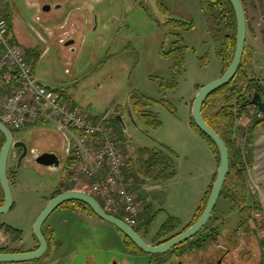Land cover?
Instances as JSON below:
<instances>
[{
  "label": "rangeland",
  "instance_id": "374dc122",
  "mask_svg": "<svg viewBox=\"0 0 264 264\" xmlns=\"http://www.w3.org/2000/svg\"><path fill=\"white\" fill-rule=\"evenodd\" d=\"M159 1L169 9L170 16L192 21L194 28L187 31L164 25L168 16L160 10ZM242 1L247 17L248 55L250 53L255 62L257 60L254 72L250 58V72L264 84L263 76L259 75L264 69V0ZM9 2L13 14L9 19L5 15L4 17L11 21L20 44L34 60L36 75L48 86L64 91L90 113L109 112L111 115L108 123L111 128L121 133L127 149V159L132 160L133 167L138 158L136 150L140 147L158 148L165 144L174 150L177 168L174 178L160 182L138 181V189L135 187V179L132 180L138 198L145 201L144 204L140 199L145 208L142 217L146 219L134 228L147 242L158 244L160 240L156 238V233L167 218L176 214L182 221L188 219L200 201L197 192H204L206 185L212 180L211 173L217 164L214 151L205 137L189 125L187 117L190 98L196 87L199 85L200 88L224 73L223 62L217 53L223 47L225 34L230 31L223 29V25H210L201 0ZM6 3L8 0H0L3 12L9 10ZM44 4H49L52 8L45 11ZM58 4L62 7H57ZM57 27L60 28L59 32H64V37L75 33L73 46L64 45L55 33ZM176 32L183 34L189 49L184 54L183 70L176 76L177 87L162 89L161 80L166 83L174 80L173 60L166 58L162 49L169 47ZM138 94L157 100L164 99L171 104V109L157 101L149 105V110L159 114L162 121L159 128L148 127L145 120L134 110L133 100ZM253 117L262 116H259L256 106L248 105L243 111L242 126L248 128ZM245 119L250 120L243 124ZM9 128L15 139H22L27 145H33L41 151L55 150L61 157L59 169L27 159L14 166V160H10V157L8 159L14 205L8 212L0 213V223L21 229L23 236L16 240L0 230V248L30 251L39 246L34 225L49 200L56 195V189L64 176L62 170L66 157L62 147L63 140L51 123L29 125L21 129ZM258 134L252 135L253 140ZM2 141L0 134V146ZM235 146L244 162L249 164L250 158L253 162L255 145L249 153L242 133L238 135ZM256 152L258 162L255 168L260 175L264 173V140L257 144ZM214 180L215 177L211 184ZM262 181L259 192L255 191V184L251 182L250 187L248 184V204H255L256 209L262 210L254 213L249 221L258 239L264 237V227L261 224L264 214V179ZM67 186L69 185L66 184L63 188ZM70 186L91 194L90 187L85 184ZM2 195L4 193L0 186V197ZM71 207V204L58 207L43 226L48 234L55 226L58 241L56 246L61 242L57 237L69 235L71 245L68 254L71 256L62 254L54 258L51 252L39 259L0 264H114L115 260L118 264H149L151 254L127 248L124 237L113 224L95 215L88 216L86 210L75 214L76 211ZM240 223L239 210L232 208L223 195L219 197L202 235L219 230L228 237ZM145 227H148V231ZM190 248L191 245L187 243L176 250L163 253L159 256L160 263L205 264L204 258H209L216 252V245L213 244L206 252L191 251Z\"/></svg>",
  "mask_w": 264,
  "mask_h": 264
},
{
  "label": "trees",
  "instance_id": "16d2710c",
  "mask_svg": "<svg viewBox=\"0 0 264 264\" xmlns=\"http://www.w3.org/2000/svg\"><path fill=\"white\" fill-rule=\"evenodd\" d=\"M5 4L9 9L6 12H3L0 8V17L4 15L9 19L13 14L12 9H10V2ZM203 9L208 14V20L210 25L214 24L216 27L223 25V29L229 30L230 33L225 34L223 47L218 51L217 55L223 62V72L226 71L230 65L236 47V34H237V23L234 7L230 0H201ZM13 3V1H12ZM14 5V3H13ZM160 10L168 16L167 21L164 22V25H169L173 29L180 30H191L194 28V23L192 21H186L183 19H178L170 16L169 9L162 3L158 2ZM4 9V8H2ZM208 21V22H209ZM10 27L13 30V24L9 21ZM244 51L242 62L240 68L235 75V77L226 85L222 86L215 92H213L205 101L203 106V115L206 121L217 131V133L224 139L226 142L229 153H230V171L227 176L226 182L222 189L221 195L225 197L226 202L234 209L239 210L241 215V224H245L247 227H250V219L253 215L261 212V209H256L255 204L249 205V187L247 183V174L248 170L252 164V159L248 160L249 164L244 162L242 159L243 156L240 155V152L235 146V141L239 134H243L245 137L246 148L251 153V150L254 146V140L252 135L258 130V128L264 124V115L262 117H253L249 123L248 128H244L241 124L244 108L251 104V94L252 92H258L264 99V84H262L260 79L254 77L250 72V56L248 55V49ZM189 49L188 44L185 41V38L181 32H177L175 39H173L167 49H162V54L166 58L173 60V74L174 80L172 82L166 83L165 81H160L161 88L174 89L178 85L176 76L178 73H181L184 67L185 62V51ZM163 103L167 107H171V104L165 101L164 99L157 100L151 97H146L144 95L138 94L134 96L133 106L136 113H138L146 122L148 127L158 128L161 126L162 121L159 118L157 112L151 111L148 109L149 105L152 102ZM170 108V109H171ZM133 108H131L132 111ZM193 128L199 132L202 136L205 137L211 148L213 149L218 162L220 161L219 152L215 142L209 138L195 123L192 121ZM2 135L4 141L5 137ZM1 142V146L3 144ZM0 146V148H1ZM138 158L135 162V167L131 168V172L135 173V184L137 180L145 182L150 180L151 182H160L167 181L172 179L177 174L176 161H175V152L169 146L161 144L160 148H148L140 147L136 150ZM251 156V155H250ZM216 177V176H215ZM212 185L209 187L206 192L200 206L196 210L193 220L190 224L182 229L185 230L192 223H194L202 214L210 192ZM69 189H71L69 187ZM62 192L60 189L56 194ZM3 201V200H2ZM65 204H71L74 211L77 213L80 211L87 212L88 216L95 215L99 217L93 209L86 203L73 200L66 202ZM74 206V207H73ZM255 213V214H254ZM100 218V217H99ZM107 222V221H106ZM46 224V222H45ZM44 224V225H45ZM181 226V220L177 217L169 216L166 222L161 226L159 231L156 234V238L159 239V243H163L167 239L175 236L179 233V227ZM206 227V226H205ZM205 227L193 238L182 243L185 245L189 243L191 251L202 250L203 242L207 237H215L217 234L214 230L209 231L206 236L202 235V231L205 230ZM0 230H4L5 233L10 234L12 237H15L16 240L21 239L23 236V231L21 229L15 228L11 225L0 223ZM121 235L124 237V243L127 248L130 249H140L125 233L118 229ZM138 231V230H137ZM48 243L49 249L46 254L50 255L53 251V248L57 244L55 230H52L51 233H47L43 230ZM139 232V231H138ZM264 248V242H263ZM180 246V245H179ZM173 248L172 250L178 249V247ZM0 251H16L9 250L6 248H0ZM143 251V250H142ZM45 254V255H46ZM161 254H151V259L149 264H161L159 256Z\"/></svg>",
  "mask_w": 264,
  "mask_h": 264
},
{
  "label": "built area",
  "instance_id": "2783aa9c",
  "mask_svg": "<svg viewBox=\"0 0 264 264\" xmlns=\"http://www.w3.org/2000/svg\"><path fill=\"white\" fill-rule=\"evenodd\" d=\"M34 66L9 20L0 17V121L15 129L51 123L65 142L66 181L90 187L107 213L139 225L144 205L133 189L132 172L129 177L124 172L127 149L121 133L108 123L111 114L90 113L44 83ZM258 114L264 115L259 109Z\"/></svg>",
  "mask_w": 264,
  "mask_h": 264
},
{
  "label": "water",
  "instance_id": "95a60500",
  "mask_svg": "<svg viewBox=\"0 0 264 264\" xmlns=\"http://www.w3.org/2000/svg\"><path fill=\"white\" fill-rule=\"evenodd\" d=\"M230 1L234 7L237 23L236 47L233 59L226 71H224L220 77L199 88L192 105V117L194 123L215 142L220 157L217 174L212 184L207 204L201 216L188 228L167 239L163 243L151 244L147 242L133 226L129 225L123 219L107 213L102 207L101 203L93 195L75 189L66 190L52 197L36 219L34 225V234L39 242L38 248L30 251H0V262H23L39 259L44 256L49 248L48 240L43 232V226L45 222L58 207L73 200L88 204L101 219L113 224L115 227L120 229L129 238H131V240L140 249L154 255L166 253L181 245L182 243L196 236L207 225L216 207L230 171V153L224 139L206 121L203 115V106L206 99L213 92L228 84L235 77L242 62L247 40V17L243 1ZM49 9H51L50 5L44 6V10ZM152 15L153 17L155 16L153 13ZM251 104L256 106L264 114V99L258 92H252ZM119 119H121V117H119ZM0 132L5 137V141L0 150V184L4 193V201L2 204H0V213H5L8 212L14 205L12 188L8 175L9 154L11 149H13V154H15L17 147L20 145L24 146V149L27 150V144L22 139H15L11 129L1 121ZM23 157L24 156L20 157V161L23 159ZM36 162L52 169L61 168V157L55 150H45L39 153L36 157ZM178 264H182V262H179Z\"/></svg>",
  "mask_w": 264,
  "mask_h": 264
},
{
  "label": "flooded vegetation",
  "instance_id": "af4514ba",
  "mask_svg": "<svg viewBox=\"0 0 264 264\" xmlns=\"http://www.w3.org/2000/svg\"><path fill=\"white\" fill-rule=\"evenodd\" d=\"M45 5L49 4H44V6ZM56 6L62 7L60 4ZM86 23L88 22L86 21ZM62 26L64 27V24H62ZM59 31L60 28L57 27L55 33L58 34L60 40L64 42V45L73 46L75 43V40L73 38L75 33L73 35L70 33L64 37V32ZM71 31L73 32V30ZM41 152H43V150L41 151L33 145H27V150L24 149V146L20 145L19 147H17L15 154H13V149H11L9 157L10 160H14V166H17L21 164L25 159H27L28 161L36 162V157ZM21 156L24 157L20 161ZM62 171L64 173V170ZM2 200L4 201V197L0 199V204L3 203ZM216 234L217 235L215 237H212V239L210 237H207L203 242L202 250L205 252L208 251L209 247L212 246V244L213 246L216 245L215 254L209 258H204L205 264H264V248L262 245L264 242V237L260 239L256 238V232L251 225L250 227H247L245 224L237 225L236 229L228 237L226 234L219 230L218 232H216ZM115 263L118 264L116 260L114 261V264Z\"/></svg>",
  "mask_w": 264,
  "mask_h": 264
},
{
  "label": "crops",
  "instance_id": "0c3cea01",
  "mask_svg": "<svg viewBox=\"0 0 264 264\" xmlns=\"http://www.w3.org/2000/svg\"><path fill=\"white\" fill-rule=\"evenodd\" d=\"M177 33V32H176ZM17 40H18V42H19V39H18V37H17ZM20 43V42H19ZM249 56H250V58H252V70H254V72L256 71L255 70V66H256V63H257V60H256V62H255V58H254V56H252V55H250V53H249ZM35 71V70H34ZM264 69L263 70H261V74H259V75H261V76H263V78H264ZM36 74V73H35ZM257 74V73H256ZM198 89H199V85L196 87V89H195V92L193 93V95H192V97L190 98V107H189V112H188V117H187V119H188V121H189V125L190 126H192V121H193V117H192V105H193V101H194V99H195V96H196V94H197V91H198ZM109 113V112H108ZM250 119H245V120H243V124H246V123H248V121H249ZM193 127V126H192ZM159 128V127H158ZM118 131V130H117ZM259 133V134H258ZM256 134H258L257 136H256V138H254V150H253V155H254V159H253V162H252V164H251V166H250V168H249V170H248V176H247V178H248V184H249V187H250V183L252 182L253 184H255L254 186L256 187V192H259V191H261V189H260V185L261 184H263L262 182V180L264 179V173L262 174V173H260V175H258L257 174V171H256V165H257V162H258V158H257V152H256V150H257V144L259 143V142H261V141H263L264 140V124H262L259 128H258V130L255 132V135ZM61 136V135H60ZM61 138H62V147H63V151H64V146H65V142H64V139H63V137L61 136ZM160 147V146H159ZM170 147V146H169ZM171 148V147H170ZM172 149V148H171ZM64 156H66L65 155V151H64ZM214 157H215V161H216V168L214 169V171H212V173H211V175H212V180H211V182L213 181V179H214V177H215V175H216V171H217V167H218V160H217V157H216V155H215V153H214ZM132 160H128V162L127 163H125V165H124V167H123V169H124V172H126L127 173V176H129L128 175V173L131 171L130 169H129V165L131 166V168H133V164H132V162H131ZM129 163V164H128ZM134 167H135V165H134ZM259 172V171H258ZM133 173V172H132ZM131 173V174H132ZM133 174H135V173H133ZM133 174H132V176H133ZM66 174H65V172H64V179H63V177H62V182L60 183V185H59V187L56 189L57 191L60 189L61 191H66V190H74V188L75 187H72V186H70V184L71 183H69V182H67L66 181V176H65ZM258 176V177H257ZM9 180H10V182H11V179L9 178ZM139 180H137V184H135V187L138 189V186H139V182H138ZM211 182L209 183V184H207L206 185V190H204V192H203V190H199L198 192H197V194L199 193V195H200V201L199 202H197V204L195 205V207L193 208V210L191 211V213H190V216H189V218L188 219H186L185 221H182L179 217H177V215L175 214V215H170V216H173V217H177V218H179L180 220H181V226L179 227V230L181 229V228H183V227H185V226H187L188 224H190V222H192V220H193V217H194V214H195V212H196V210L198 209V207L200 206V204H201V202H202V200H203V198H204V196H205V194H206V192L208 191V189H209V187L212 185L211 184ZM251 183V184H252ZM66 184H68L69 186H67V187H65V188H63L64 186H66ZM1 186V185H0ZM69 187L71 188V189H69ZM63 188V189H62ZM203 192V193H202ZM4 197V195H2V197H0V199H2ZM139 197H140V194H139ZM141 199V198H140ZM143 202H144V204H145V201L143 200V199H141ZM74 211V210H73ZM144 211H145V208L143 209V211H142V216H143V213H144ZM86 212V211H85ZM75 214H77V212L75 213ZM143 221H146V219L143 217ZM143 221L139 224V225H141L142 223H143ZM53 229L55 230V232H56V229H55V226H53ZM145 229H146V231H148V227H145ZM157 234V233H156ZM57 236V235H56ZM69 236V235H68ZM57 237L59 240H61V242L57 245V246H55L54 248H53V251H52V257L53 256H55L54 258H56V257H60L62 254L63 255H67V256H71L70 254H68L69 253V247H70V245L71 244H69V242H70V238L69 237ZM70 237H72L71 235H70ZM76 241H78V236H76ZM80 239V238H79ZM75 241V240H74ZM150 243H152V242H150ZM49 249V248H48Z\"/></svg>",
  "mask_w": 264,
  "mask_h": 264
}]
</instances>
